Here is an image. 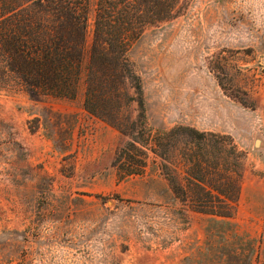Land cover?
I'll return each instance as SVG.
<instances>
[{
  "label": "rangeland",
  "instance_id": "1",
  "mask_svg": "<svg viewBox=\"0 0 264 264\" xmlns=\"http://www.w3.org/2000/svg\"><path fill=\"white\" fill-rule=\"evenodd\" d=\"M97 2L75 99L36 96L11 76L0 83V264H264V0H179L127 55L147 132L230 138L220 154L177 137L167 161L183 185L185 154L236 164L230 218L184 205L152 152L144 175L118 179L114 161L141 127L128 81L121 130L84 109Z\"/></svg>",
  "mask_w": 264,
  "mask_h": 264
},
{
  "label": "trees",
  "instance_id": "2",
  "mask_svg": "<svg viewBox=\"0 0 264 264\" xmlns=\"http://www.w3.org/2000/svg\"><path fill=\"white\" fill-rule=\"evenodd\" d=\"M178 1L98 0L84 109L121 130L118 114L125 105L122 89L128 81L138 106L136 125L141 129L114 161L118 179L144 175L152 152L163 160L160 170L184 205L198 213L230 218L240 199L242 176L237 168L230 169L236 164L185 154L190 163L186 185L178 182L167 164L177 137L200 149L213 147L220 154L226 152L230 138L184 126L147 132L143 83L127 56L146 27L173 17ZM88 27L89 0H0V83L11 76L36 96L75 99L83 78Z\"/></svg>",
  "mask_w": 264,
  "mask_h": 264
}]
</instances>
